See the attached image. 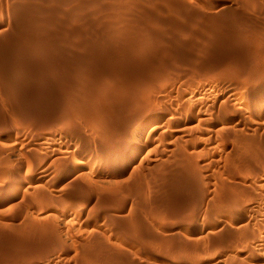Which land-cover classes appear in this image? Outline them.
I'll use <instances>...</instances> for the list:
<instances>
[{
    "label": "rangeland",
    "instance_id": "1",
    "mask_svg": "<svg viewBox=\"0 0 264 264\" xmlns=\"http://www.w3.org/2000/svg\"><path fill=\"white\" fill-rule=\"evenodd\" d=\"M263 82L264 0H0V264H264Z\"/></svg>",
    "mask_w": 264,
    "mask_h": 264
},
{
    "label": "bare ground",
    "instance_id": "2",
    "mask_svg": "<svg viewBox=\"0 0 264 264\" xmlns=\"http://www.w3.org/2000/svg\"><path fill=\"white\" fill-rule=\"evenodd\" d=\"M178 7H179V5H178ZM181 7V6H180ZM113 36V35H112ZM57 42V41H56ZM146 42V41H145ZM40 47V46H39ZM42 50V49H41ZM103 52V51H102ZM104 54V53H103ZM61 57H63L62 55H61ZM71 61H73V60H71ZM93 61V60H92ZM38 63V62H37ZM71 64V63H70ZM75 65V64H74ZM28 66V65H27ZM71 67V66H70ZM39 68H41V66L39 67ZM43 68V67H42ZM26 70V69H25ZM35 70V69H34ZM39 77V76H38ZM5 80V79H4ZM44 81V80H43ZM18 84V83H17ZM259 84V83H258ZM261 85L264 87V82L263 83H261ZM23 87V86H22ZM197 93V92H196ZM188 96H190V97H194V94L192 93V91H191V93L189 92V94H188ZM195 97H196V95H195ZM262 99L264 100V92L262 93ZM264 103V102H263ZM250 108H252V107H250ZM256 108L257 107H255L254 106V109L256 110ZM192 113V112H191ZM182 115V114H181ZM186 115V114H185ZM142 131V130H141ZM148 131V130H147ZM142 134V133H141ZM141 134L139 135V133H137V134H134V136H133V139L134 140H137L140 136H141ZM144 135V134H143ZM110 147V146H109ZM117 154V153H116ZM10 173V172H9ZM16 173V172H15ZM11 175V174H10ZM16 175V174H15ZM258 176V175H257ZM252 177V176H251ZM258 178V177H257ZM245 180V179H244ZM252 180V179H251ZM264 180V179H263ZM255 181V180H254ZM258 181V180H257ZM254 183V182H253ZM224 185V184H223ZM255 184H253V186H254ZM257 185V184H256ZM233 186V185H232ZM236 186V185H235ZM250 187H252L251 185H249ZM243 187V186H242ZM245 187V186H244ZM260 187V186H259ZM231 188V187H230ZM237 188V187H236ZM257 188V187H256ZM239 189V188H238ZM241 189V188H240ZM239 189V190H240ZM226 190H227V188H226ZM232 190H233V188H232ZM224 192H225V190H223ZM228 191V190H227ZM230 191V190H229ZM234 191V190H233ZM253 191V190H252ZM258 191V190H257ZM231 192V191H230ZM256 192V191H255ZM218 193V192H217ZM239 195H240V197H238V199H237V196L235 197V198H233V199H237V201H235V200H231L230 199V201L227 203V204H225V206H223L224 208H225V210H228V212L227 213H229L231 216L229 217V216H227V214L226 213H224V215L226 214V216L228 217L227 219H229L230 221L232 220V222L233 221H236V222H239L240 220H243V218L245 217V215H246V213L248 214V212L249 211H253L255 208V206H253V202H255V200L256 199H258V197L257 198H255V200H254V197H255V193H252L251 191H247L246 190V188L245 189H241L240 190V192L238 191L237 192ZM237 193H235V194H237ZM221 194V193H220ZM226 194V193H225ZM223 195V194H222ZM228 195H229V192H228ZM211 197V196H210ZM221 198V197H220ZM223 198V197H222ZM232 198V197H231ZM242 198H244L243 200H245V201H241V199ZM246 198V199H245ZM229 199V198H228ZM216 200H218V199H216ZM222 200V199H221ZM259 200V199H258ZM235 201V202H234ZM219 204V203H218ZM218 206H221V203H220V205H218ZM259 206V205H258ZM214 207V206H213ZM223 207H221V209L223 208ZM220 208V207H219ZM223 208V209H224ZM221 209H220V213H221ZM261 209V208H260ZM217 212H218V210H216ZM229 211H231V213L229 212ZM255 211V210H254ZM226 212V211H225ZM214 213H215V211H214ZM222 213V214H223ZM228 214V215H229ZM217 215V214H216ZM223 215V216H224ZM256 215V214H255ZM264 215V214H263ZM250 216V215H249ZM227 219H225V222H224V224L226 225V220ZM255 219V218H254ZM224 220V219H223ZM250 220H253V218L251 219L250 218ZM244 221H246V220H244ZM244 221H242V223L244 222ZM71 222V221H70ZM251 222V221H250ZM258 222V221H257ZM262 222H264V221H262ZM68 223V222H67ZM70 224V223H69ZM249 225V224H248ZM258 226V225H257ZM257 229V228H256ZM249 230L247 229V232H248ZM244 232V231H243ZM257 233V232H256ZM256 233H253V232H251V230L248 232V233H246L247 235H246V239H249L251 242V244L250 245H248L249 243H247V242H244V243H247V246L248 247H246V245L244 246L243 244V242L242 241H240L241 243H243L242 245H243V247H244V249L245 248H248V249H254L255 250V247L253 246V242H255L256 240H258L259 238H257L258 237V235L256 236ZM262 233V232H261ZM255 234V235H254ZM242 236V235H241ZM244 237V236H243ZM242 237V238H243ZM260 237V236H259ZM245 238H243V239H245ZM260 239H261V237H260ZM262 240V239H261ZM256 243V242H255ZM108 248V247H107ZM243 249V248H242ZM241 250V249H240ZM242 251V250H241ZM249 251H251V254H253L252 252V250H249ZM257 251V250H256ZM242 252H244V251H242ZM246 252V251H245ZM248 254H250V253H248ZM250 254V255H251ZM255 255V254H254ZM101 257V256H100ZM230 257V256H229ZM251 258V257H250ZM249 259V258H248ZM253 262V261H252Z\"/></svg>",
    "mask_w": 264,
    "mask_h": 264
}]
</instances>
